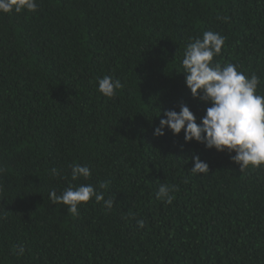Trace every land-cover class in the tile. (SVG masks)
Returning a JSON list of instances; mask_svg holds the SVG:
<instances>
[{"label": "trees", "instance_id": "16d2710c", "mask_svg": "<svg viewBox=\"0 0 264 264\" xmlns=\"http://www.w3.org/2000/svg\"><path fill=\"white\" fill-rule=\"evenodd\" d=\"M37 4L0 13V264H264V167L153 134L164 111L184 104L199 124L211 106L182 73L204 31L225 39L214 62L255 73L264 95V0ZM105 75L122 83L112 98L97 90ZM193 156L209 174L190 173ZM77 164L90 178L72 180ZM81 184L113 208L93 198L74 216L49 198Z\"/></svg>", "mask_w": 264, "mask_h": 264}, {"label": "clouds", "instance_id": "9594fccd", "mask_svg": "<svg viewBox=\"0 0 264 264\" xmlns=\"http://www.w3.org/2000/svg\"><path fill=\"white\" fill-rule=\"evenodd\" d=\"M37 0H0V13L36 12ZM225 44L224 37L214 31H204L202 38L190 42L182 59L183 74L186 87L194 99H199L211 106L197 123V118L188 106L181 104L179 112L168 110L163 112L164 119L159 127L154 129V136L162 137L167 131L179 135L182 131L185 143L195 141L205 145L209 150L227 151L234 163L243 172L249 167H264V95L258 94L260 77L253 73L250 77L238 71L236 65L227 63L221 65L214 62ZM98 92L105 98H112L122 87L119 79L103 76L98 81ZM161 115V114H160ZM159 115V116H160ZM194 167L193 175L209 174V166L201 161L199 156L191 157ZM72 180L80 177L90 178L91 170L87 166L73 165ZM53 175L58 172L51 169ZM99 188H107V182ZM173 188L167 183L159 185L156 198L171 203ZM54 204L67 206L72 215L79 214V206L87 204L94 198L96 203L103 201V206L111 210L114 200H105L103 193L96 190L92 184H81L78 187L69 186L62 193H49ZM143 227V221H138ZM19 254H24V247L19 246Z\"/></svg>", "mask_w": 264, "mask_h": 264}]
</instances>
